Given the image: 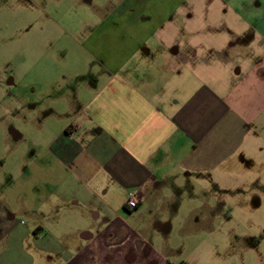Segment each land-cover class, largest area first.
<instances>
[{"label": "crops", "instance_id": "0c3cea01", "mask_svg": "<svg viewBox=\"0 0 264 264\" xmlns=\"http://www.w3.org/2000/svg\"><path fill=\"white\" fill-rule=\"evenodd\" d=\"M35 25L0 66V264H264L221 182L264 143V0H0Z\"/></svg>", "mask_w": 264, "mask_h": 264}, {"label": "rangeland", "instance_id": "374dc122", "mask_svg": "<svg viewBox=\"0 0 264 264\" xmlns=\"http://www.w3.org/2000/svg\"><path fill=\"white\" fill-rule=\"evenodd\" d=\"M50 5H53V3H51ZM71 11L75 12L80 10L72 9ZM47 26L53 27L49 23V21ZM35 28V32L27 36H23L22 32L17 31H15V33L13 34L11 33V35H0V66L6 64V62L9 61L11 64H14L16 66L15 71L16 73H18L23 72L26 65L34 64V62L38 61V26L35 25ZM28 43H32L33 45H35L34 49L23 52V45L25 44V46H27ZM9 44L15 48L14 52L6 51V47ZM24 61L26 62V64L23 63L25 66L22 65V62ZM7 70L8 69L6 68V66L0 67L1 77L7 74ZM2 93H4V91L1 90L0 87V95ZM0 101H2L1 98ZM6 107V102L0 104V155L6 154L5 148H1L2 142H5V132L3 131V127H6L5 123H8V117L5 113ZM21 108L22 107H20V110ZM18 118L19 124L22 125L23 119L25 118L23 117L22 112L21 116H19ZM37 123L38 121L36 120V124ZM262 144V149H259L258 151H256V153H254V155L251 156L250 162L248 164L243 163L241 165H236L235 168H237V174H240V178L236 177L235 180L231 179V181H229V179H224L221 182L224 183V185L238 187L241 191L247 190V193H244L245 195L238 196V199L233 197L229 201L230 204H235L237 200L241 199V201L244 202L245 206L243 212L242 210H239L234 211V213L232 214L233 219L235 218L236 220H238L239 218V220L243 223L241 224L237 222L236 224L232 225L234 227V231L233 233H231V236L236 237L237 239H243L245 237L250 239H260L263 242L264 251V143ZM225 213L228 214L229 211L226 210ZM231 230L232 229L229 230V234ZM216 235L218 236L219 234ZM177 239L178 238L175 237L174 239H172L173 241L171 240L172 243L169 244L175 247L180 246Z\"/></svg>", "mask_w": 264, "mask_h": 264}, {"label": "built area", "instance_id": "2783aa9c", "mask_svg": "<svg viewBox=\"0 0 264 264\" xmlns=\"http://www.w3.org/2000/svg\"><path fill=\"white\" fill-rule=\"evenodd\" d=\"M137 192L136 191H129L127 195V201H126V206L129 209H135L138 205L137 201Z\"/></svg>", "mask_w": 264, "mask_h": 264}]
</instances>
